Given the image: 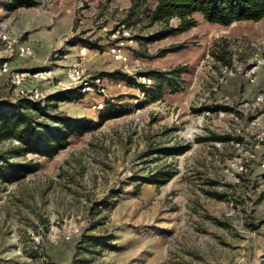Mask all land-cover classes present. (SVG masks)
Returning a JSON list of instances; mask_svg holds the SVG:
<instances>
[{
  "label": "rangeland",
  "instance_id": "rangeland-1",
  "mask_svg": "<svg viewBox=\"0 0 264 264\" xmlns=\"http://www.w3.org/2000/svg\"><path fill=\"white\" fill-rule=\"evenodd\" d=\"M153 8L0 0L1 110L37 89L39 109L22 108L35 130L57 111L93 121L52 157L27 151L20 125L0 130V166H35L0 175V264H264V17L194 13L175 30ZM82 46L83 76L102 89L68 77ZM59 90L73 97L48 98ZM106 108L116 115L99 123ZM155 174L166 181H145Z\"/></svg>",
  "mask_w": 264,
  "mask_h": 264
},
{
  "label": "trees",
  "instance_id": "trees-1",
  "mask_svg": "<svg viewBox=\"0 0 264 264\" xmlns=\"http://www.w3.org/2000/svg\"><path fill=\"white\" fill-rule=\"evenodd\" d=\"M152 1L154 8L152 18L177 17L179 25L175 30H182L195 25L192 14L200 13L202 17L212 23L229 25L239 20H260L264 17V0H134ZM173 31L174 29H169ZM167 30V31H169ZM169 32L159 31L155 36L161 37ZM68 91L59 90L50 94L51 100H64L71 98ZM22 108L39 109V104L27 99H21L18 104H10L8 110L2 109L0 102V130L11 127L12 130L21 126L22 136H18L25 145L27 151L35 152L47 157H52L58 150L64 148L70 134L81 135L90 129L93 122L86 117H72L62 111L47 114L54 125H43L44 130H35L32 126V119L22 112ZM110 108H106L105 113L99 114V123L114 117ZM4 164L0 166V175L10 181L19 180L27 171L34 170L31 161H9L4 159ZM167 178H159L155 174L147 178V182L164 183Z\"/></svg>",
  "mask_w": 264,
  "mask_h": 264
},
{
  "label": "built area",
  "instance_id": "built-area-1",
  "mask_svg": "<svg viewBox=\"0 0 264 264\" xmlns=\"http://www.w3.org/2000/svg\"><path fill=\"white\" fill-rule=\"evenodd\" d=\"M125 34H128V31L125 30ZM17 55L18 56H26L30 53V47L26 44H20L17 46ZM87 47L86 46H82L79 49L78 52V57H79V62L73 64L69 69H68V77L72 82H76V81H80L81 82V90L82 91H89V90H93L95 87L99 88L101 87L102 89V85H103V79L99 76L93 78V80H87L85 79L84 72L86 70V66L84 64V59L87 55ZM112 53L115 54V57L118 59H125L124 56L121 55L119 51V48H112L111 49ZM8 71V66H7V62H2L0 63V76L5 74ZM45 71H37L34 72L33 75L36 76L38 74H41ZM29 75V72H16L12 78V82L15 86L19 87L20 84L22 83L23 79L25 76ZM19 92L23 95L26 96V93L24 92V90L22 88L19 89ZM39 97V92L37 89L31 90L28 94V96H26L27 100L30 101H35L36 98ZM97 108H101L102 104L98 103Z\"/></svg>",
  "mask_w": 264,
  "mask_h": 264
},
{
  "label": "crops",
  "instance_id": "crops-1",
  "mask_svg": "<svg viewBox=\"0 0 264 264\" xmlns=\"http://www.w3.org/2000/svg\"><path fill=\"white\" fill-rule=\"evenodd\" d=\"M65 100V99H64ZM59 101H63V100H59Z\"/></svg>",
  "mask_w": 264,
  "mask_h": 264
}]
</instances>
